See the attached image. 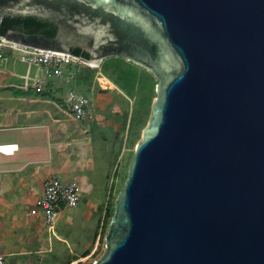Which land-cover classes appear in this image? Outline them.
Listing matches in <instances>:
<instances>
[{"label":"water","instance_id":"95a60500","mask_svg":"<svg viewBox=\"0 0 264 264\" xmlns=\"http://www.w3.org/2000/svg\"><path fill=\"white\" fill-rule=\"evenodd\" d=\"M9 14L55 34L1 39L156 78L92 264H264V0H0Z\"/></svg>","mask_w":264,"mask_h":264},{"label":"rangeland","instance_id":"374dc122","mask_svg":"<svg viewBox=\"0 0 264 264\" xmlns=\"http://www.w3.org/2000/svg\"><path fill=\"white\" fill-rule=\"evenodd\" d=\"M133 65L156 82L145 68ZM99 71L102 70L77 61L67 66L69 74L56 77L52 71L29 68L16 59L0 62V143L12 135L3 128L29 126L46 130L58 123L66 124L67 132L62 133V138L53 139L59 141L56 156L62 163L81 164L90 184L80 193L77 208L65 211L57 223L55 233L64 242L54 235L47 242L44 227L33 222L46 242L44 252L9 259L7 264H92L105 251V216L114 209L151 106L144 101L146 83L141 78L129 94L102 71L110 85L102 90ZM36 82L40 83L39 90ZM71 88L90 98L88 119L77 121L65 112L64 97ZM81 148H86L82 156ZM4 218L0 216V230L4 229Z\"/></svg>","mask_w":264,"mask_h":264},{"label":"crops","instance_id":"0c3cea01","mask_svg":"<svg viewBox=\"0 0 264 264\" xmlns=\"http://www.w3.org/2000/svg\"><path fill=\"white\" fill-rule=\"evenodd\" d=\"M65 112L69 114L66 108ZM3 129L11 131L12 135L0 144H16L18 148L13 154L0 153V216H5L4 229L0 230V257L1 264H7L9 259H22L26 255L30 258L33 253L44 252L46 242L41 238V229L34 227L33 222L44 227L47 242H51L52 236L41 219L28 215L45 179L58 177L63 182L76 181L80 193L90 184L79 167L81 164L62 163L56 156L59 141L53 139L62 138V133L67 132L66 124L58 123L46 130L29 126ZM81 149L82 156L86 148ZM54 237L64 242L57 234Z\"/></svg>","mask_w":264,"mask_h":264},{"label":"built area","instance_id":"2783aa9c","mask_svg":"<svg viewBox=\"0 0 264 264\" xmlns=\"http://www.w3.org/2000/svg\"><path fill=\"white\" fill-rule=\"evenodd\" d=\"M11 59L21 61L29 67L44 69L46 72L52 71L56 77H62L67 71V66L78 61L66 54L28 48L0 38V62ZM98 75L102 84L101 89L110 88L109 81L103 72L99 71ZM35 86L38 90L40 89V83L36 82ZM64 106L71 117L77 121L90 117L91 100L76 89L71 88L67 91ZM17 149L16 144H0V153L3 154H13ZM80 199L78 182H63L58 177H50L43 181L41 192L29 209L28 215L41 219L47 232L55 236L56 225L63 213L77 208ZM2 262L3 259L0 257V264Z\"/></svg>","mask_w":264,"mask_h":264},{"label":"trees","instance_id":"16d2710c","mask_svg":"<svg viewBox=\"0 0 264 264\" xmlns=\"http://www.w3.org/2000/svg\"><path fill=\"white\" fill-rule=\"evenodd\" d=\"M9 29H21L25 32H40L48 37H52L55 34V27L50 22L46 19L31 15L9 14L0 18V35H4ZM70 52L75 57H88V55L79 48H70ZM100 69L110 78L116 87L129 94H132L136 82L141 78L146 83L144 101L151 106L155 96H153V91L156 82L153 81L149 74L139 72L138 68L131 62H127L121 58H109L104 60ZM67 74L69 73L66 72L65 76ZM148 118L144 121L143 128L146 126ZM113 211L114 209L112 212L109 211L108 214H106L104 220L105 227L109 224V219H111Z\"/></svg>","mask_w":264,"mask_h":264}]
</instances>
